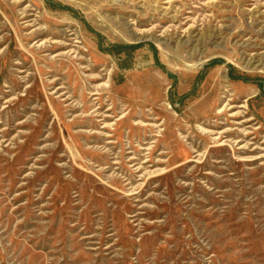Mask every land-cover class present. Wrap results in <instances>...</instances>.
Here are the masks:
<instances>
[{"label":"rangeland","instance_id":"1","mask_svg":"<svg viewBox=\"0 0 264 264\" xmlns=\"http://www.w3.org/2000/svg\"><path fill=\"white\" fill-rule=\"evenodd\" d=\"M0 264H264V0H0Z\"/></svg>","mask_w":264,"mask_h":264}]
</instances>
